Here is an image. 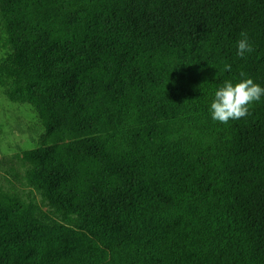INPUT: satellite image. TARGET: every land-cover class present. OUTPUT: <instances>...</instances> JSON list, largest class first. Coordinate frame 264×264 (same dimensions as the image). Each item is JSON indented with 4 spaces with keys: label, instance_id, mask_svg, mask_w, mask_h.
<instances>
[{
    "label": "trees",
    "instance_id": "trees-1",
    "mask_svg": "<svg viewBox=\"0 0 264 264\" xmlns=\"http://www.w3.org/2000/svg\"><path fill=\"white\" fill-rule=\"evenodd\" d=\"M0 25L3 94L44 129L10 158L39 202L0 185V264H264V96L209 111L264 87V0H0Z\"/></svg>",
    "mask_w": 264,
    "mask_h": 264
},
{
    "label": "rangeland",
    "instance_id": "rangeland-1",
    "mask_svg": "<svg viewBox=\"0 0 264 264\" xmlns=\"http://www.w3.org/2000/svg\"><path fill=\"white\" fill-rule=\"evenodd\" d=\"M3 35L0 25V38ZM4 56V50L0 49V61ZM43 133L44 129L34 109L27 103L8 100L0 86V185L5 189L17 191L27 202H39L40 195L32 192L19 177L11 175L10 168L21 172V166L10 158L36 147Z\"/></svg>",
    "mask_w": 264,
    "mask_h": 264
},
{
    "label": "clouds",
    "instance_id": "clouds-1",
    "mask_svg": "<svg viewBox=\"0 0 264 264\" xmlns=\"http://www.w3.org/2000/svg\"><path fill=\"white\" fill-rule=\"evenodd\" d=\"M241 37L237 42V55L243 57L246 52L251 53L254 49L246 33L242 32ZM225 69L230 70L231 65H225ZM240 76L245 77V74L240 73ZM262 96H264V87L255 83L250 77L235 83L232 80H226L214 92L209 109L211 118L227 124L230 120L246 117L249 115V106L259 101Z\"/></svg>",
    "mask_w": 264,
    "mask_h": 264
}]
</instances>
